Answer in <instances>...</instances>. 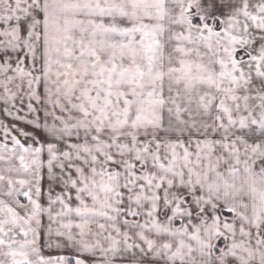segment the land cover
<instances>
[{"label": "snow or ice", "instance_id": "1", "mask_svg": "<svg viewBox=\"0 0 264 264\" xmlns=\"http://www.w3.org/2000/svg\"><path fill=\"white\" fill-rule=\"evenodd\" d=\"M0 264H264V0H0Z\"/></svg>", "mask_w": 264, "mask_h": 264}]
</instances>
